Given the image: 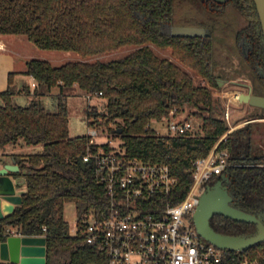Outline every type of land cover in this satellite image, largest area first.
Returning a JSON list of instances; mask_svg holds the SVG:
<instances>
[{"label": "trees", "instance_id": "obj_1", "mask_svg": "<svg viewBox=\"0 0 264 264\" xmlns=\"http://www.w3.org/2000/svg\"><path fill=\"white\" fill-rule=\"evenodd\" d=\"M173 27L201 28L206 37H173ZM5 36L25 37L44 51L74 52L81 60L59 67L28 61L23 74L34 78L37 87L27 106L15 102L17 74L9 75L7 90L0 93V149L19 140L43 145L41 153L27 159L14 157L20 171L13 175L24 180L25 191L22 204L0 221V241L11 230L44 237L47 264H95L100 258L80 237L70 235L64 219L66 204L73 203L81 216L108 203L93 167H81L87 136L70 137L65 92L73 89L84 97L102 93L104 110L88 106L86 116L90 124L120 138L128 156L170 167L178 179L172 204L182 203L192 187V163L217 147L229 154L222 175L231 206L264 222V122L243 125L226 136L225 107L212 91L220 90L218 71L233 70L239 61L255 94L264 96L263 34L253 0H228L226 5L201 0H0V37ZM152 46L169 50L171 59L158 56ZM128 47L135 50L124 58L88 62ZM193 75L210 87L197 85ZM54 89L61 94L57 112L51 113L42 98ZM172 110H191L202 120V134L158 136L150 124ZM257 119L264 115L247 120ZM118 129L122 134L115 133ZM210 224L227 236L252 237L257 231L256 225L222 216ZM245 260L264 264V242L246 252L224 251L221 264Z\"/></svg>", "mask_w": 264, "mask_h": 264}, {"label": "built area", "instance_id": "obj_2", "mask_svg": "<svg viewBox=\"0 0 264 264\" xmlns=\"http://www.w3.org/2000/svg\"><path fill=\"white\" fill-rule=\"evenodd\" d=\"M243 92L248 93V88L234 92L232 101L239 103ZM101 96L102 93L87 95L85 99L90 103ZM231 107L228 101L224 112L227 134L239 128L231 123ZM163 122L166 136L154 130L160 137L195 136L192 122L179 119L176 110L160 123ZM86 136L88 148L82 162L93 167L108 203L103 210L79 216L70 235L80 237L100 253L95 264H221L224 251L199 236L193 216L201 193L229 167L226 151L215 147L206 158L192 163V187L185 200L174 205L171 201L178 179L167 164L130 157L112 142L99 143L97 129H90ZM7 235L23 237L16 230ZM242 264L259 263L245 260Z\"/></svg>", "mask_w": 264, "mask_h": 264}, {"label": "water", "instance_id": "obj_3", "mask_svg": "<svg viewBox=\"0 0 264 264\" xmlns=\"http://www.w3.org/2000/svg\"><path fill=\"white\" fill-rule=\"evenodd\" d=\"M218 4H224L225 0H214ZM261 24L263 43H264V0H253ZM173 37H206V31L194 27H173ZM250 79V78H249ZM241 85V84H239ZM248 88V93L243 92L239 96V105H248L264 111V96L254 92V85L250 82L243 85ZM221 88V81L219 82ZM260 115H264L260 114ZM255 115L244 117L246 124L264 122V119L247 120ZM242 119V118H241ZM225 121V119H224ZM237 119L231 117V123L237 125ZM226 123V122H225ZM227 125V124H226ZM123 130L118 129L116 134H122ZM81 167L85 169V164L81 161ZM16 165H5L0 169V179L5 186L6 193L0 194V221L11 216L15 208L23 202L22 197L16 195L15 186L9 178V173L18 172ZM233 199L221 181L213 187L206 188L199 196L196 212L193 216L194 225L201 238L214 245L222 251L246 252L249 249L264 242V222L255 215L247 214L231 206ZM215 216H222L239 223L256 225V235L252 237L227 236L216 232L210 222ZM46 239L43 237H20L10 236L5 242L0 241V261L9 264H47Z\"/></svg>", "mask_w": 264, "mask_h": 264}, {"label": "rangeland", "instance_id": "obj_4", "mask_svg": "<svg viewBox=\"0 0 264 264\" xmlns=\"http://www.w3.org/2000/svg\"><path fill=\"white\" fill-rule=\"evenodd\" d=\"M0 39H6L11 42H13L14 47H18L20 50L19 53H21L22 56H27L31 60H43L47 61L53 66H61L68 62H75L80 61L81 58L78 54L74 52H52V51H44L40 50L37 47H35L33 44H31L25 37H15V36H6V37H0ZM152 49L154 52L163 58H170L171 59V52L169 50H160L155 46H152ZM135 50V48L128 47L123 48L117 52L109 53L100 55L94 58H91L88 60L90 63H95L97 61H103V62H109L114 61L117 59H121L129 55ZM237 62V66L233 70H219L218 74L221 76V88L220 90H214L215 94V100L218 102L220 101L222 105L226 109V105L228 104V101L231 102L232 105V112L235 119H237V125L239 127L245 125L244 117L249 115H260L263 114L264 111L257 109V108H251L248 105H239V103H234L232 101L233 93L236 91H240L244 89V84H247V82H250L249 77L245 75L242 71V66L239 61ZM178 63V62H176ZM193 74V73H191ZM195 83L200 86H206L210 87L209 83L204 81L203 79H200L199 77L194 76ZM241 84V85H239ZM24 93V91H22ZM61 94V91L59 89H54L51 93V95L46 96L44 99H42V103L44 107L51 113L57 112V100L56 97ZM65 94L67 95L66 104L69 110V129H70V137L71 138H77L88 135V132L90 129H97L99 131V137L97 138V141L99 143H105V142H112L113 146H120L121 145V139L118 137H114L113 134L108 131V129L104 126H98L97 124H90L92 120H89L86 116V111L88 106H95L99 108V111L104 110V101L100 98H94L90 103L85 99L84 95L76 90H69L66 91ZM217 94H222L224 96H227V99L223 100L222 98L218 97ZM32 96L27 97L25 95L18 96L15 98V102L20 106H27L30 104L32 100ZM229 99V100H228ZM177 117L179 119H187L192 122L193 124V134L195 136L201 135V126H202V120L194 115L191 110H187L184 113L177 114ZM242 118V119H241ZM101 123V122H100ZM150 128L152 130H155L158 132L160 136H166V124L153 121L150 124ZM228 134H226L227 136ZM225 136V137H226ZM16 145V144H15ZM21 145L24 148L25 152L31 153V154H37L41 153L43 151V145L38 146H28L24 143L23 140H19L17 143V147L20 150ZM14 145H10L9 148H13ZM64 219L69 224L70 230L72 231L75 229L76 224L79 219V215L76 210V206L73 203L66 204L64 209Z\"/></svg>", "mask_w": 264, "mask_h": 264}, {"label": "crops", "instance_id": "obj_5", "mask_svg": "<svg viewBox=\"0 0 264 264\" xmlns=\"http://www.w3.org/2000/svg\"><path fill=\"white\" fill-rule=\"evenodd\" d=\"M0 44H1L0 46V93L7 90L9 86V75L14 73V74H17L14 79L15 86L18 90L16 97L23 96V95L27 97H30V96L33 97V92L37 87V83L34 80V78L23 74L27 69V62L30 61L31 59L28 60L29 57L22 56L21 53H19L20 51L18 50L19 48L14 47L16 45H14L13 42L9 40L0 39ZM54 67H59V66H54ZM26 88L30 90V93L26 91ZM22 91H24V93H22ZM48 95H51V94H47L46 96ZM46 96H44L42 99H44ZM16 145H14L13 148H9L10 145H8L5 148L0 149V169L3 168L5 165L9 164V165H16L20 171V166L14 157L17 156L21 159H27L28 156L32 155L31 153L25 152L22 145H21L20 150L18 149ZM9 178L12 180L15 186L16 195L22 197V194L25 191L24 180L22 178L20 179L15 178L13 173H9ZM2 180L3 179H0V194H5L6 189L2 183ZM0 264H9V263L5 261H0Z\"/></svg>", "mask_w": 264, "mask_h": 264}, {"label": "flooded vegetation", "instance_id": "obj_6", "mask_svg": "<svg viewBox=\"0 0 264 264\" xmlns=\"http://www.w3.org/2000/svg\"><path fill=\"white\" fill-rule=\"evenodd\" d=\"M201 1H205L206 3L211 4V5H214V4H216V5H226L227 2H228V0H225L224 4H218L214 0H201ZM218 181H221L223 183V186L226 187L227 179H226V177L224 175H221L220 177L216 178L213 183L208 184L207 188L213 187Z\"/></svg>", "mask_w": 264, "mask_h": 264}, {"label": "bare ground", "instance_id": "obj_7", "mask_svg": "<svg viewBox=\"0 0 264 264\" xmlns=\"http://www.w3.org/2000/svg\"><path fill=\"white\" fill-rule=\"evenodd\" d=\"M0 46H1V44H0ZM3 47V46H2Z\"/></svg>", "mask_w": 264, "mask_h": 264}]
</instances>
